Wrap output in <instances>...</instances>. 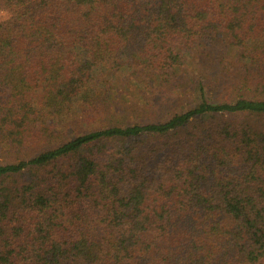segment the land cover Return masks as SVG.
I'll list each match as a JSON object with an SVG mask.
<instances>
[{
    "label": "trees",
    "instance_id": "16d2710c",
    "mask_svg": "<svg viewBox=\"0 0 264 264\" xmlns=\"http://www.w3.org/2000/svg\"><path fill=\"white\" fill-rule=\"evenodd\" d=\"M0 9V264H264V0Z\"/></svg>",
    "mask_w": 264,
    "mask_h": 264
},
{
    "label": "rangeland",
    "instance_id": "374dc122",
    "mask_svg": "<svg viewBox=\"0 0 264 264\" xmlns=\"http://www.w3.org/2000/svg\"><path fill=\"white\" fill-rule=\"evenodd\" d=\"M2 10V9H0ZM5 21V20H3ZM3 21H0L3 22ZM184 70V74L186 76H188L190 74L191 71L195 70V64L189 63L187 64L186 68L183 69ZM180 78L183 77L184 75H179ZM186 79V77H184ZM117 79V78H116ZM180 87L184 86V82L180 81ZM114 85H116L115 91L113 90L112 93L110 94L109 100L113 103V109H112V113H114L118 107H119V101H132L134 102L135 100H141V96L143 94L144 91L147 90V87H149L148 83L143 82L142 85L136 84L132 78L128 77V75H122L121 78L117 79V81L113 83ZM135 84V85H133ZM143 86V87H142ZM142 88H145L144 90L139 92V89L141 90ZM184 92V93H183ZM182 91H177V93H179L180 96V102L182 104V108L185 109L188 106H191L194 101V93L192 91H190V89L188 88H184V90ZM125 121V120H123ZM2 158L0 157V160Z\"/></svg>",
    "mask_w": 264,
    "mask_h": 264
},
{
    "label": "clouds",
    "instance_id": "9594fccd",
    "mask_svg": "<svg viewBox=\"0 0 264 264\" xmlns=\"http://www.w3.org/2000/svg\"><path fill=\"white\" fill-rule=\"evenodd\" d=\"M8 18H9V14L4 10H0V21L6 20Z\"/></svg>",
    "mask_w": 264,
    "mask_h": 264
}]
</instances>
